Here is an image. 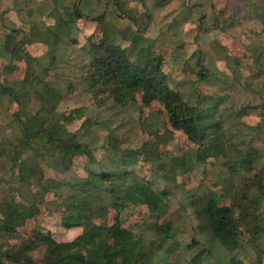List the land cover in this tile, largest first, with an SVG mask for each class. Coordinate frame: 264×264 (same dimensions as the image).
Returning <instances> with one entry per match:
<instances>
[{
	"label": "rangeland",
	"instance_id": "rangeland-1",
	"mask_svg": "<svg viewBox=\"0 0 264 264\" xmlns=\"http://www.w3.org/2000/svg\"><path fill=\"white\" fill-rule=\"evenodd\" d=\"M75 10L83 14L81 19L75 18ZM60 20L70 24L56 46L55 36L44 34ZM92 44L121 47L142 66L161 56L163 82L198 106L208 116L206 123L215 127L202 142L190 140L172 129L161 99L145 88L125 107L105 94L89 93ZM259 57L264 59L261 0H0V149L19 153L15 168L0 158V211L14 204L34 213L16 236L0 238V247L43 235L73 241L83 227L68 228L67 223L86 211L78 198L90 196L85 208L92 223L107 228L121 221L145 243L155 241L157 248L160 240L152 226L171 224L173 237L155 252L154 264H192L195 242L211 250L201 264H228L232 257L264 264V232L257 240L249 233L264 226V192L245 186L264 169V66L257 64ZM39 59L45 71L38 68ZM40 73L42 83L34 79ZM46 84L62 96L49 121L66 125L91 148L67 172L53 168L52 150L39 145L33 151L20 139L24 133L16 114H24L25 106V112L36 115L41 102L34 86ZM15 92L23 96V105ZM76 109L82 110L81 116L68 123ZM146 150L158 156L148 160ZM252 151L256 160L245 175L241 160ZM29 169L34 178L28 176ZM125 171L166 194V213L160 220L146 205L102 201L107 186L122 185L118 175ZM104 173L111 175L105 183L99 176ZM53 181L61 188L45 192L48 183L54 187ZM76 181L75 189L71 185ZM206 191L223 207L239 195L251 198L252 219L246 221L241 212L236 216L240 250L219 251L206 208L199 203ZM2 218L8 220V215Z\"/></svg>",
	"mask_w": 264,
	"mask_h": 264
},
{
	"label": "trees",
	"instance_id": "trees-1",
	"mask_svg": "<svg viewBox=\"0 0 264 264\" xmlns=\"http://www.w3.org/2000/svg\"><path fill=\"white\" fill-rule=\"evenodd\" d=\"M74 15L75 18L81 19L83 14L75 10ZM69 24L70 22L57 21L55 28L47 27L45 29L46 33L44 35L46 38L55 36L57 46L60 41L59 35L63 30H69ZM29 37L30 35L26 36L28 39ZM6 46H10L8 42ZM90 47L93 66L87 76L89 79V93H94L96 96L105 94L111 97L117 105L125 107L135 100V93L138 90L145 88L161 99L172 129L182 131L190 140L202 142L206 138L207 130L215 127L214 124L206 123L208 116L201 112L198 106L187 102L182 93L170 89L163 82L161 76L163 58L161 56L155 55L148 60L145 66H142L140 63L131 60L126 50L121 47L111 49L96 44H92ZM14 50L12 49V51ZM256 62L264 66L262 57H259ZM42 63V59H39L38 68L45 71ZM37 75L34 79L42 83L41 73ZM200 76L203 77V74H200ZM34 87V93L37 99L40 100L41 105L36 115L25 112V106L24 114L22 112L16 114L18 122L20 120V134L24 133V136L20 139L23 143H27L33 151L39 145L43 149L52 150L55 153L51 164L53 168L61 172L70 171L76 159L91 152V148L80 143L77 133L69 132L66 125L61 123L52 124L49 121L48 116L56 111L61 102L60 92L47 84L44 87ZM14 97L16 101L23 105V96L20 93L15 92ZM81 114L82 110L76 109L66 119L68 123H72ZM146 154L148 160H154L153 158L158 156L150 150H146ZM255 155L256 151H252L245 154L241 160L243 174H250V170L253 168L252 164L256 160ZM0 158L2 162L6 161L14 165V168L16 163L19 164V153L13 148L9 150L1 148ZM18 169L20 174L25 171L23 166ZM29 171L28 176L31 175L34 178L36 176L33 174L34 171L31 169ZM233 171L235 172L234 166ZM99 176L101 181L111 177V175L108 176L105 173L99 174ZM118 176L123 179L122 185L118 188L107 186L104 190L103 202L109 203V205L129 202L137 206L146 205L151 214L158 220L165 215L167 204L164 201V196L166 194L142 182L139 177L130 176L126 171ZM103 183L105 182L103 181ZM53 184L54 187L51 188L48 183L44 191H54L61 188L60 183L53 181ZM78 184L79 182L76 181L72 183L71 187L76 189ZM84 185H87V183H84ZM245 186H249V189L254 188L264 192V169H261L255 175V179L250 185L245 183ZM89 197L78 198V204L82 205L86 211L78 215L74 222L67 223L68 228L83 227V232L73 241L60 242L51 235H43L40 240H24L19 245L9 246L4 250L0 247V264H112L116 260L120 264H154L152 259L155 252L163 249L164 245L168 244L173 237L171 224L161 225L157 222L152 226V232L154 231L156 239L160 240V245L157 248L155 241L150 244L145 243L142 238L136 236L132 229L125 228L121 221L107 228L92 223L90 221L91 217L87 215L89 210L85 208L88 204H91V201H88ZM251 201L247 194H243V197L239 195L238 198H235L231 206L223 207L219 205V200L212 191L203 192L199 203L206 207L211 232L214 239L220 243L219 251L235 252L242 248L241 231L236 223V216H238V212H241L247 217L246 221L252 219V214L248 211L251 207ZM3 213L8 215V220L2 218ZM32 216H34L33 212L25 208L21 209L14 204H8L2 212L0 211V238L16 236L17 229L24 226L27 218ZM91 216H94V214H91ZM261 232H264V226L251 228L249 230L251 239L257 240ZM191 248L196 249L197 252L190 259L192 264H201L203 256L211 251L209 249L202 250L197 242ZM37 254L41 256H37ZM84 254L86 260L83 259ZM228 264L245 263L237 257H232Z\"/></svg>",
	"mask_w": 264,
	"mask_h": 264
},
{
	"label": "crops",
	"instance_id": "crops-1",
	"mask_svg": "<svg viewBox=\"0 0 264 264\" xmlns=\"http://www.w3.org/2000/svg\"><path fill=\"white\" fill-rule=\"evenodd\" d=\"M261 1H262V3H263L264 0H261ZM214 3H216V1H215ZM219 205H220V202H219ZM147 207H148V206H147ZM205 208H206V207H205Z\"/></svg>",
	"mask_w": 264,
	"mask_h": 264
}]
</instances>
